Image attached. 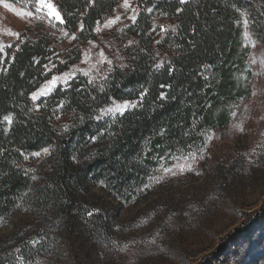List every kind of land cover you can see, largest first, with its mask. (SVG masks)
<instances>
[{"label":"trees","instance_id":"trees-1","mask_svg":"<svg viewBox=\"0 0 264 264\" xmlns=\"http://www.w3.org/2000/svg\"><path fill=\"white\" fill-rule=\"evenodd\" d=\"M0 1L33 7L31 0ZM135 1L136 23L114 35L121 63L101 84H89L87 76L78 74L34 102L31 94L40 83L79 62L81 50L62 56L56 51L57 36L45 31L21 34L5 48L6 54H0V227L29 204L39 177L30 154L50 151L36 193L41 223L30 226L31 234L18 245L17 253L27 263L52 250L60 229L71 237L85 233L98 245L111 243L116 213L86 199L87 184L102 185L125 203L133 202L155 174L161 161L156 157L198 149L209 130L227 126L230 105L249 96L251 50L244 44L243 19L254 21L250 34L264 42V0H188L185 5L179 0ZM53 2L65 17L64 24L56 23L57 29L75 33L76 41L84 42L99 36L96 27L124 0ZM177 8L183 11L177 13ZM160 25L167 31L161 32ZM145 89L140 107L123 116L96 119L100 109L111 105L110 97L136 101ZM8 114L13 116L11 125L3 121ZM162 128L163 136L157 134ZM93 209L100 211L87 216ZM263 223L264 207L248 215L228 236L226 248L202 264H213L231 248L252 243L254 230ZM12 256L13 261L16 254Z\"/></svg>","mask_w":264,"mask_h":264},{"label":"rangeland","instance_id":"rangeland-1","mask_svg":"<svg viewBox=\"0 0 264 264\" xmlns=\"http://www.w3.org/2000/svg\"><path fill=\"white\" fill-rule=\"evenodd\" d=\"M123 3L105 21L119 15L115 24L104 27V23L95 40L77 42L70 39L71 35L64 36L47 18L17 15L34 11V6L0 1V42L7 46L18 39L8 35V29L33 36L47 31L57 36L56 51L62 56L73 49L81 50L79 62L51 74L33 92L53 76L73 69L75 76L86 71L88 79L101 84L103 76L110 73L108 69L113 70L121 63L115 33L132 24L130 17L136 1L129 0L128 9ZM252 41L255 40L251 34L248 40L244 37V44L251 50L248 65L251 91L249 96L230 105L227 126L209 130L204 144L190 152L195 154L194 159L190 153L164 157L152 176L155 179H150L133 202L125 203L104 186L89 182L85 198L116 213L111 243L98 245L85 233L71 237L60 229L55 234L52 250L33 264H202L206 258L211 260L219 254L223 246L226 248V240L235 228L248 215L264 207V42L255 41L253 47ZM101 51L112 61L111 65L100 62ZM253 59L255 63L251 62ZM59 85L65 84L58 81L53 90ZM48 155L41 152V156L35 157L39 177L28 206L21 213L7 217L0 227V256L6 260L5 264H32L16 258L12 261V255L19 256L16 249L31 234L29 227L41 223L37 219L36 193ZM177 165L190 168L179 171ZM162 167H171L176 174H166ZM252 241L240 248H231L213 264H264V223L254 230Z\"/></svg>","mask_w":264,"mask_h":264},{"label":"snow or ice","instance_id":"snow-or-ice-1","mask_svg":"<svg viewBox=\"0 0 264 264\" xmlns=\"http://www.w3.org/2000/svg\"><path fill=\"white\" fill-rule=\"evenodd\" d=\"M31 2L33 3V6H34V11H27V12H19L17 13V15L19 16H28V17H33L35 16L36 19H39V20H43L45 18L48 19L49 23H52L53 27H55V23L54 22H59L60 24H64L65 23V17L64 15L62 14V12L57 8V6L52 2V0H31ZM179 3L181 5H185L188 3V0H179ZM6 8L9 7L8 4H5L4 5ZM125 9H128L131 7L130 3H129V0H124V3L122 5ZM138 9L136 8H132V12L134 13L130 19L132 21L133 24L136 23V20H137V16L135 13H137ZM147 11L151 12L153 11L152 8H148ZM177 13L183 11L182 8H177L176 9ZM42 13V15H41ZM246 14L242 13V16H244ZM120 19V16L117 15L115 17V19H111V20H108L105 24H104V27H110L112 24H115L116 21H118ZM99 21H97V24L99 25ZM250 23H254V21H249L247 18L243 19V25H244V32H243V36L245 37L246 40H248L250 38V33L248 31V27H249V24ZM84 29V24L81 23L79 25V30H83ZM61 31L63 32V35L68 37L69 36V33L64 31L63 29H61ZM95 31L97 33H99L101 31V28L98 26L96 27ZM160 31L161 32H166L167 31V28H165L164 25H160ZM173 31H175V28H173ZM8 32V35L10 36H15L17 38H19V35L20 33L19 32H15V31H12L10 29L7 30ZM70 39L72 40H76L77 39V36L75 33L71 34L70 36ZM90 44H92V42L90 41L89 42ZM131 43V42H130ZM157 43H159V41H157ZM252 45L253 47L255 46V41H252ZM5 47L7 48H11L12 47V44L9 43L7 44V46H5L4 43L0 42V54H6L5 53ZM16 47L18 48L19 45H16ZM86 57H87V53L85 54ZM100 55V62L101 63H104L106 62L108 65H111L112 64V61L110 59H108L105 55H104V52L101 51L99 53ZM0 62H3L2 60H0ZM252 63H255V59H253L251 61ZM93 67H95V65H93ZM157 68L160 67V64H157L156 65ZM45 68H47V65H45ZM112 69L109 68L108 69V72H111ZM82 74L84 76H88L89 73L88 72H82ZM76 75V70L73 69V70H70L69 72H65V73H62L61 75L59 76H53L51 80L47 81L42 87H40L37 91L33 92L31 94V99L32 101H37L38 99H40L42 96H47L49 95L52 90H53V87L57 84L58 81H63L65 85H68V82L69 80H71L74 76ZM103 79L105 81H107L108 79V75L107 73L103 76ZM88 83L89 84H93L94 83V80L92 78H89L88 80ZM101 89H103L104 85L102 84L101 86ZM147 90H143L140 92V95H139V98L138 100L136 101H122V102H118L115 98H112L110 97L109 99L111 100V105L109 107H106V108H103V109H100V114L96 116V119L97 120H100L102 119V117L105 115V114H119L120 116H123L126 112L128 111H131V110H134L136 109L137 107H140L141 106V102L143 101L144 99V96L146 94ZM161 99H164L165 96L164 94L162 93L161 94ZM36 108H39V105H34ZM64 106V103L63 101H61L59 104H58V108L62 109ZM57 119H59V116L56 117ZM3 121H6L8 125H11L13 123V116L11 114H8V115H4L3 116ZM242 130V129H241ZM65 131H67V125H65ZM110 135L112 133H109ZM158 135H165L166 132H165V129H160V131L157 133ZM99 135H103V133H99ZM92 141H95L97 139L96 136H93L90 138ZM210 139V137H209ZM42 152L44 154H49V149L48 148H44L42 149ZM23 155V153H22ZM31 156H34V157H39L41 156V152H33L30 154ZM190 155L192 156V158L194 159L195 158V154L193 153H190ZM24 159H28V155H24ZM157 159V162H159L160 160H163L164 157L163 156H159V157H156ZM177 167L179 168V171H184L186 170V167L187 168H190V166H185V165H177ZM162 170L164 173H171L172 175H175L176 173L173 171V168L171 167H162ZM33 179H35V177H33ZM150 179H155L153 177H150ZM103 183V182H101ZM145 187H147V185H145ZM100 210L99 209H93V210H90V211H87V216L91 217L93 216L94 213L96 212H99ZM0 219H2V217H0ZM33 244H36L38 243L39 241L37 240H33L31 241ZM16 251H19V249H16ZM16 259L18 261H22L23 262V257L21 256H17Z\"/></svg>","mask_w":264,"mask_h":264}]
</instances>
